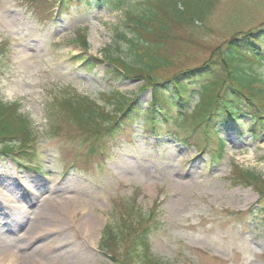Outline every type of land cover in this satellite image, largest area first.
Listing matches in <instances>:
<instances>
[{
	"label": "rangeland",
	"instance_id": "374dc122",
	"mask_svg": "<svg viewBox=\"0 0 264 264\" xmlns=\"http://www.w3.org/2000/svg\"><path fill=\"white\" fill-rule=\"evenodd\" d=\"M146 1L90 0L92 10L71 7L58 13L54 6L49 15L44 5L43 13H35L23 0H0V47H6L0 56V97L20 103L21 112L34 122L44 173L24 169L11 157L0 159V248L12 251L19 244L28 253L49 240L53 242L45 261L78 250L82 264H112L100 249L104 229L113 209L134 199L146 214L160 205V230L151 245L165 261L264 264V213L256 214L259 197L253 188L232 181L234 166L264 178V132L254 137L248 131L249 118L241 128H223L225 155L215 164L177 138L157 137L143 120L132 137L109 144L102 159L89 158L88 148L72 139L76 129L52 111L53 100L68 90L101 106L103 94L118 91L128 99L139 98L148 109L151 93H141V80L113 78L108 62L92 69L85 65L107 50L126 51L117 37L131 31L124 13H139ZM262 25L264 0H217L203 23L173 26L167 53L182 60L162 77L204 64L234 35ZM83 31L89 40L85 49L78 40ZM253 69L264 79V65ZM259 100L264 104V97ZM53 124L61 127L60 136L50 135ZM4 199L18 208H5ZM60 210L71 214L63 229H56ZM30 224L42 234L26 236Z\"/></svg>",
	"mask_w": 264,
	"mask_h": 264
},
{
	"label": "trees",
	"instance_id": "16d2710c",
	"mask_svg": "<svg viewBox=\"0 0 264 264\" xmlns=\"http://www.w3.org/2000/svg\"><path fill=\"white\" fill-rule=\"evenodd\" d=\"M23 2L35 13L44 5L49 15L54 6L58 13L71 7L92 10L90 0ZM216 4L217 0H149L139 13H124L131 31L117 37L126 51L113 54L107 50L102 57L87 59L85 65L92 69L108 62L113 78L141 80V93H151L148 109H144L139 98L128 99L118 91L102 95L105 106L73 90L52 102V111L76 129L72 139L88 148L89 158L102 159L109 144L132 137L141 120L150 125L149 130L157 137L177 138L188 147L199 149L203 157L215 164L222 162L225 155L223 128H241L243 119L249 118L248 131L254 137L264 132V104L259 100L264 97V79L253 69L255 64L264 65V25L234 35L215 48L204 64L162 77L164 71L176 68L182 60L167 53L173 26L203 23ZM78 40L84 49L89 47L86 32ZM5 52L6 47H0V56ZM21 110L20 103L9 104L0 97V159L11 157L22 168L44 174L36 148L39 131ZM52 127L54 132L50 135L60 136L61 127ZM232 181L237 186L253 188L259 197L256 214L264 213V178L234 166ZM159 208L160 205L146 214L134 199H129L113 209L112 221L106 225L100 243L112 264H171L152 250L151 239L160 230Z\"/></svg>",
	"mask_w": 264,
	"mask_h": 264
},
{
	"label": "bare ground",
	"instance_id": "6f19581e",
	"mask_svg": "<svg viewBox=\"0 0 264 264\" xmlns=\"http://www.w3.org/2000/svg\"><path fill=\"white\" fill-rule=\"evenodd\" d=\"M37 188H40V186H37ZM9 202L10 201H5L4 199V203H2V205L5 208L10 209V210L11 209L15 210L14 208H18L17 205L10 204ZM70 214H71V211L69 210H62L61 212L57 213L56 214L57 218L56 220H54L56 221L57 225L54 226V228L63 229V227L66 225L68 221V218L70 217ZM26 230H27L26 236L30 235V237L33 236L32 233H36V235L42 234V231H39L40 227L39 226L35 227V225H32V224L28 225ZM68 235L69 233L67 234V236ZM52 242L48 240L47 242L43 243L38 248H36L33 252H28V253H24L19 244L16 245V248L14 247L15 249H13L12 251H8V250L3 251L2 248H0V264L2 263L3 264H37L38 262H41L44 264L45 263L47 264H82L83 259L78 258V256H76L75 254V253H78V250L74 251L73 253L74 255L65 253L61 257L56 258L52 261H48V260L45 261L46 259L44 258V255L45 254L47 255L49 253L50 251L49 248Z\"/></svg>",
	"mask_w": 264,
	"mask_h": 264
}]
</instances>
